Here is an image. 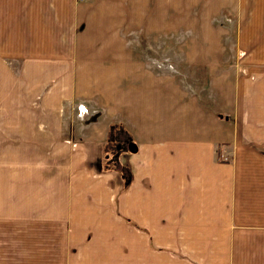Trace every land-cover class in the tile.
I'll return each mask as SVG.
<instances>
[{"label":"crops","instance_id":"1","mask_svg":"<svg viewBox=\"0 0 264 264\" xmlns=\"http://www.w3.org/2000/svg\"><path fill=\"white\" fill-rule=\"evenodd\" d=\"M0 264H264V0H0Z\"/></svg>","mask_w":264,"mask_h":264},{"label":"rangeland","instance_id":"2","mask_svg":"<svg viewBox=\"0 0 264 264\" xmlns=\"http://www.w3.org/2000/svg\"><path fill=\"white\" fill-rule=\"evenodd\" d=\"M226 0H223V3ZM229 12L227 11V14ZM223 24L227 27L231 26L232 17L230 15H224ZM178 37H156L151 44L144 48V54L149 58L147 65L149 68H154L158 71H170L173 70L170 66V56L173 59V46L175 43H179V45L184 40V34L177 33ZM181 53L184 52L181 50ZM177 58L180 57V51L176 54ZM80 109V108H79ZM78 109V113L82 114ZM112 135H108L107 141L103 145V162L101 165V171L110 172L115 171L120 174V176L124 175L126 177V181L131 179V173L129 168L127 167L124 157L130 152L135 151L134 144H128V137L119 127H112L109 131ZM122 181V180H121ZM129 182V181H128ZM123 186V181H122ZM80 192L78 191H70L67 190L66 197L67 198H76L79 197ZM116 197V194L114 195Z\"/></svg>","mask_w":264,"mask_h":264},{"label":"trees","instance_id":"3","mask_svg":"<svg viewBox=\"0 0 264 264\" xmlns=\"http://www.w3.org/2000/svg\"><path fill=\"white\" fill-rule=\"evenodd\" d=\"M128 144H132L131 142H127ZM133 153V152H132ZM131 152L129 154H132ZM121 180L123 181V186L122 188L125 189L127 187V185L129 184L130 182V179L128 181H126V177L124 175L121 176Z\"/></svg>","mask_w":264,"mask_h":264},{"label":"built area","instance_id":"4","mask_svg":"<svg viewBox=\"0 0 264 264\" xmlns=\"http://www.w3.org/2000/svg\"><path fill=\"white\" fill-rule=\"evenodd\" d=\"M80 112H82V110H79Z\"/></svg>","mask_w":264,"mask_h":264}]
</instances>
